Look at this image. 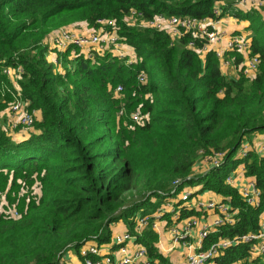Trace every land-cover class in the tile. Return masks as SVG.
Wrapping results in <instances>:
<instances>
[{"label":"trees","instance_id":"1","mask_svg":"<svg viewBox=\"0 0 264 264\" xmlns=\"http://www.w3.org/2000/svg\"><path fill=\"white\" fill-rule=\"evenodd\" d=\"M217 1L0 0V82L8 83L3 65L22 66L21 95L30 109L40 111L22 135L17 134L20 127L10 132L0 121V187L13 200L12 192L22 187L18 178L38 186L36 195L18 198L19 216L0 215V264H57L67 250L77 253L87 240L109 241L111 222L123 220L133 232L134 213L155 211L188 185L197 186L193 195L205 190L220 194V201L235 211L232 222L206 233L203 246L219 236L260 228L264 154L253 147L244 154L240 150L247 137L264 131V16L255 7H235L233 0L219 4L215 14ZM132 7L146 18L155 13L219 18L230 10L248 20L250 53L260 59L254 75L240 70L227 75L213 49L200 56L187 46L188 33L173 40L166 31L127 25L123 17ZM105 17L116 20L117 33L134 49L135 61L95 48L89 55L79 47L71 58L72 46L57 53L63 71L47 59L46 38L53 29L80 20L96 27L97 19ZM225 55L233 56L237 66L242 60L233 50ZM140 69L147 72L146 82L137 78ZM11 99L10 93L0 92V113ZM138 105L144 121L130 116ZM203 157L217 159L194 171ZM237 164L259 188L257 204L247 203L226 181ZM174 179L179 184L171 191ZM181 203L180 198L175 203L180 205L178 219L204 213ZM157 239L153 228L135 233L152 264H164L168 258L158 250ZM251 241L238 240L213 260L258 264L260 255H251Z\"/></svg>","mask_w":264,"mask_h":264},{"label":"built area","instance_id":"2","mask_svg":"<svg viewBox=\"0 0 264 264\" xmlns=\"http://www.w3.org/2000/svg\"><path fill=\"white\" fill-rule=\"evenodd\" d=\"M227 0H218L214 7L215 14H219L221 6L219 4H225ZM234 6L248 10L252 7L264 10V0H233ZM251 1V2H250ZM220 18V17H219ZM219 18L212 16L197 17L192 15H165L163 13H155L152 17L146 18L141 10L131 8L127 14L123 17V21L129 26L136 27H153L158 30L166 31L173 40L181 37L185 33L190 35L187 42V46L194 48L198 53L202 51L205 53L209 49H213L219 58L220 65L227 67L229 65H236L234 63L233 56L225 55V51L233 50L241 53L242 60L238 63L240 71L249 76L251 71H256L258 63L260 61L257 54H251L249 48V36L241 32H230L224 33L216 26V21ZM96 27L87 33H75L72 30L59 26L54 32L51 33V44L55 52L64 51L69 46H72L71 55H75V47L90 46L95 48L97 51H111L119 57L123 58L125 62L130 63L135 61L136 56H130L127 49V43H125L117 33L118 25L114 18H98ZM220 40L224 41V46H217L216 43ZM197 41L201 45L197 46ZM90 55V52L88 53ZM60 70V63L56 56L53 61ZM237 66V67H238ZM1 71L6 75L7 82H0V92L3 95L5 92L10 93L12 99L9 101L8 106L2 110L6 112V122L3 123V127L10 132H13L19 126L29 127L33 124L35 118V110L29 108V101L22 97L19 85V79L21 78L22 66L5 64L2 66ZM61 71V70H60ZM225 73V72H224ZM137 78L140 82L147 81V72L145 69L138 71ZM122 88L121 84L116 86V91H120ZM123 109H120L119 113H122ZM3 114V113H1ZM130 116L135 121H144L146 114L141 110L140 105L133 109ZM250 147H252L250 145ZM249 147L247 143L242 144L240 152L242 154ZM253 148L259 153L264 154V139L256 143ZM217 158L208 160L202 158L203 165L201 170L208 168L211 163L216 162ZM197 163V162H196ZM194 171L195 167L193 166ZM200 170V171H201ZM226 181L229 184H234V179L231 174H228ZM179 180L174 179L172 181L174 191L178 186ZM233 186V185H232ZM191 186H184L177 194L176 197L173 195L169 197L166 202L161 203L157 209L151 213H139L136 216L135 227L139 230L144 225H150L153 229H157L162 221L161 216L167 211V209L173 204L174 201L180 198L182 200L181 205L186 207L198 206L200 208L214 209V213L217 215L212 222L213 229L223 223L232 222L234 220L233 214L235 211H231L228 203L221 202L215 199H199L198 201L192 202L191 198L194 196V189ZM238 192L242 195L245 201L249 204H257L259 201V188L255 185L254 180H247L245 184L240 185L237 188ZM6 190L0 187V215L17 217L20 215V211L16 204L8 205L5 201ZM176 207V206H175ZM175 210V209H174ZM176 211L179 214L180 205L176 207ZM204 216V213H202ZM202 215H189L183 217V219L174 223L168 224L163 219V224L169 226L168 230L171 235L173 243H178L187 247L190 250L186 252V264H206L209 261H214L213 258L218 255L228 245L237 242L238 240L251 241V255L264 254V226H260L257 231L246 232L242 235H235L233 237L219 236L216 240L212 241L209 245L203 246V238L206 233L211 229L209 225L204 224L198 233V243L193 244L188 241V237L193 232V227L197 224L199 217ZM135 231L129 230L116 234L112 238V242L115 244L113 247H109L113 251L110 253L102 252L108 245L107 242L97 243L95 240H87L77 249V255L81 259L82 264H152V261L147 257L146 251L143 245L135 247L130 250L128 247L129 241L135 240ZM111 240V238H110ZM109 240V241H110ZM107 244V245H106ZM65 253L61 256L57 264H69L64 262ZM264 264V258L262 263Z\"/></svg>","mask_w":264,"mask_h":264},{"label":"crops","instance_id":"3","mask_svg":"<svg viewBox=\"0 0 264 264\" xmlns=\"http://www.w3.org/2000/svg\"><path fill=\"white\" fill-rule=\"evenodd\" d=\"M251 2V1H250ZM261 12L264 16V10L261 9ZM216 26L222 30L224 33H230V32H241L245 35H249L250 30L247 27L248 20L245 19H239L233 15L230 14H225L224 16H221L216 22ZM64 27L72 30L75 33H87L89 32L92 27L84 20L76 21L73 23H69L66 25H63ZM58 28V27H57ZM57 28L53 29L49 33V37L46 38V41L49 43V51L47 53V59L50 61H53V59L57 56V53L55 52V49H53V46L51 44V33L54 32ZM128 45V44H127ZM217 46H224V41L220 40L216 43ZM93 47L90 46H83L80 47L79 49L85 53H89L90 49ZM129 52L130 56L135 55L134 49L128 45L127 49ZM71 55V54H70ZM220 68L223 72H225L229 76H234L237 75V72L240 70L239 66L234 67V65H229L227 67H223V65H220ZM255 71H251L249 73V76L252 77L254 75ZM1 116L0 117H6V113L1 111ZM35 116L39 117L40 116V111L35 110ZM4 123V122H2ZM3 125V124H2ZM21 129L18 131V135H22L21 133H24L25 128L22 126H19ZM19 129V128H18ZM264 139V131L263 132H256L251 134L249 137L246 138L245 142L247 143V146L250 147V145L253 147L258 143L260 140ZM229 174L232 175L234 179V184H232L234 187L238 188L240 185H243L246 183L247 180L252 179L249 176H246L244 174V169L242 164L237 165L234 167L232 170H230ZM197 186H191V189H195ZM215 199V200H222V196L212 190H205L203 192H198L195 194L190 201L195 202L198 201L199 199ZM174 205L172 204L166 211L167 214H164L161 216V223L157 229H154L158 233V239L155 242L156 246L158 247V250L168 258V261L164 264H186V252L190 250V247L178 244V243H173L171 239L170 232L168 230L169 226H165L163 224V219L167 221L168 224L174 223L176 221H179L183 218L178 219V212L176 211L177 206L176 200L173 202ZM196 208H200L198 206H195ZM175 209V210H174ZM204 211V216L202 215L199 217V220L197 224L193 227V232L191 233V236L188 237V241H191L193 244L198 243L199 237H198V231L199 229L204 225L207 224L209 225V228L213 229L212 222L214 218L216 217L217 213H214V209L210 208H202ZM214 210V211H213ZM138 213V212H137ZM137 213H134V215L131 217V220L134 222L132 231H135L137 233H143L146 229H152L150 225H144L142 226L139 230L136 229L135 227V220L136 216L138 215ZM260 223L262 226H264V214L262 215V218L260 220ZM110 229H111V240L108 241V245L105 247V249L102 252L110 253L113 250L110 249L109 247H113L115 244L112 242V238L116 234H121L125 231L128 230L127 223H125L123 220L115 221L110 223ZM128 247L130 250H133L137 246H141L142 244L137 241H129L128 242ZM109 246V247H108ZM76 253V252H75ZM64 262H67L69 264H82L81 259L78 257L77 253L76 254H69L68 256H64ZM107 264V263H104ZM113 264H116L113 263ZM133 264H139V263H133ZM160 264V263H158ZM206 264H217L215 261H209ZM232 264H240V261H235Z\"/></svg>","mask_w":264,"mask_h":264},{"label":"rangeland","instance_id":"4","mask_svg":"<svg viewBox=\"0 0 264 264\" xmlns=\"http://www.w3.org/2000/svg\"><path fill=\"white\" fill-rule=\"evenodd\" d=\"M228 11V12H227ZM230 10H226V13L225 14H229L230 12H229ZM224 16V15H223ZM200 56H203V53H202V51H200ZM71 58H73V56H70ZM68 65H70V64H68ZM237 67V65H234V67ZM63 69L64 68H62V67H60V70L61 71H63ZM6 113V112H5ZM0 116H1V113H0ZM6 119H7V116L5 117H0V121H1V123L2 122H6ZM3 124V123H2ZM237 165H239V164H237ZM236 165V166H237ZM235 166V167H236ZM194 167H195V170H201L202 169V167H205L204 165H203V161H202V158H199L198 159V161H197V163H195L194 164ZM231 167V166H230ZM233 169V167H231V169L230 170H232ZM2 181H3V178H2ZM17 182H19L20 184H22V187H19V189L17 190V191H15V192H12V195L13 196H15V198L13 199V200H10L9 198H8V195L6 196V193H5V201H6V203L8 204V205H11V204H16V202L18 201V198L21 196V195H23V194H26V193H28V194H32V195H36L37 193H38V186H37V183H34L31 187L30 186H26V184H24L25 183V181L23 180V179H20V178H18L17 179ZM8 185V186H7ZM6 186L9 188V183L8 184H6ZM191 188V187H190ZM17 198V199H16ZM12 201V202H11ZM69 254H76L75 253V250L74 249H69V250H67L66 252H65V256H68ZM264 258V254L263 253H261V255H260V261H261V263H262V259ZM259 264V263H258Z\"/></svg>","mask_w":264,"mask_h":264}]
</instances>
